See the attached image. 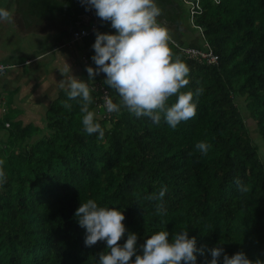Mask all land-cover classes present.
Returning <instances> with one entry per match:
<instances>
[{"label":"trees","instance_id":"trees-1","mask_svg":"<svg viewBox=\"0 0 264 264\" xmlns=\"http://www.w3.org/2000/svg\"><path fill=\"white\" fill-rule=\"evenodd\" d=\"M200 2L193 22L202 33L192 24L185 0H159V20L169 33L170 28L198 31L219 57L214 65L190 58L176 43L201 46L181 43L170 33L171 47L190 67L189 84L181 90L203 89L196 115L177 127L126 109L108 112L105 92L114 101L118 94L104 83L105 73L95 77L91 105L105 128L102 139L83 131L79 98H69L64 90L43 129L23 127L11 113L5 115L2 126L9 138L0 146L5 174L0 264H96L107 243L86 245V229L75 216L89 198L124 208V223L140 233L141 242L162 227L170 234L188 229L204 249L198 264H206L219 243L229 255L245 251L253 260L264 259V159L238 104V99L246 102L264 140V0ZM26 5L73 33L96 25L83 40L94 67L97 31H116L82 0H29ZM201 140L210 145L206 154L195 147ZM238 178L246 192L239 190ZM163 184L168 191L162 213L160 202L147 197ZM125 240L126 234L120 243Z\"/></svg>","mask_w":264,"mask_h":264},{"label":"clouds","instance_id":"clouds-1","mask_svg":"<svg viewBox=\"0 0 264 264\" xmlns=\"http://www.w3.org/2000/svg\"><path fill=\"white\" fill-rule=\"evenodd\" d=\"M82 2L94 8L102 19L111 21L112 28L116 29L115 32L97 31L92 45L95 50L92 60L96 66H86L87 80L71 72L59 82L69 98H79L83 131L98 133V139L105 136V128L91 107L93 82L100 73L106 74L104 83L118 94L115 101L111 95L105 96V106L110 113L126 109L137 117H151L155 124L163 118L172 128L195 116L198 96L203 89L181 90L189 84L190 67L171 47L169 28L159 20L163 11L159 0ZM10 17V10L0 7V20ZM174 95L177 99L169 103ZM195 147L206 154L210 145L201 140ZM4 178V170L0 168V182ZM237 185L242 192L248 190L239 178ZM167 191V184H163L147 197L160 202L157 208L162 213L166 211L162 201ZM111 205L89 198L81 202L75 213L78 223L86 229V245L92 246L100 240L107 243L96 264H198L197 254H203L204 249L197 247V238L190 237L188 229L170 234L167 227H162L144 236L141 242L140 233L129 230L124 223L125 209ZM125 234L126 240L120 243ZM221 244L211 249L212 258L206 264H221V260L223 264H264V259L253 260L245 251L229 255Z\"/></svg>","mask_w":264,"mask_h":264},{"label":"crops","instance_id":"crops-1","mask_svg":"<svg viewBox=\"0 0 264 264\" xmlns=\"http://www.w3.org/2000/svg\"><path fill=\"white\" fill-rule=\"evenodd\" d=\"M23 2L0 0V7L11 12L9 19L0 20V65L10 66L6 74L0 75V146L9 138L2 126L5 115L11 113L23 127L43 129L63 91L59 82L71 72L87 80L86 66L92 65L84 41L73 40L72 28L50 18L42 20L35 11H24L28 7ZM186 30L180 33L172 29L170 33L181 43L195 44L200 35L192 30L197 34L194 37L192 33V40L191 32L187 34ZM5 125L9 128L10 124Z\"/></svg>","mask_w":264,"mask_h":264},{"label":"built area","instance_id":"built-area-1","mask_svg":"<svg viewBox=\"0 0 264 264\" xmlns=\"http://www.w3.org/2000/svg\"><path fill=\"white\" fill-rule=\"evenodd\" d=\"M187 4L190 5V12H191V17H192V24L194 27H196L201 33L203 32L202 28L199 26H196L193 22L194 15L197 13L201 12V2L200 0H195L194 2L185 0ZM217 3L220 2V0H215ZM97 26L92 25L89 26L88 28H83L78 31H75L73 33V40L74 41H81L84 40L86 37H88L92 32L96 30ZM176 43V42H175ZM204 44V43H203ZM176 45L179 47V49L187 54L190 58H195L199 60L200 62L206 63L208 65H214L219 62V57L217 54L213 52L211 47L209 46L208 43H205L204 46L202 47H183L176 43ZM10 66L8 65H0V75H4L7 73L8 69ZM107 92H105L106 96Z\"/></svg>","mask_w":264,"mask_h":264},{"label":"rangeland","instance_id":"rangeland-1","mask_svg":"<svg viewBox=\"0 0 264 264\" xmlns=\"http://www.w3.org/2000/svg\"><path fill=\"white\" fill-rule=\"evenodd\" d=\"M26 2H27V0H24V4L26 5ZM27 6V5H26ZM28 11L29 12V9L27 8V9H24V11ZM26 11V12H27ZM171 30L173 29V31L175 32V31H178V30H176L175 28H170ZM187 31H189V32H187ZM187 34H189L190 32V36L192 37L191 39L193 40V35H192V33H194V32H192V30L191 29H187L186 31H185ZM198 34H199V32L198 31H196ZM196 35L197 34H195L194 33V37H196ZM200 35V34H199ZM197 38V40L195 41V44H192L193 46H196V45H201V44H203L204 43V41H203V38L200 36V38H198V37H196ZM191 42V41H190ZM204 45V44H203ZM96 84V83H95ZM238 104H239V106L241 107V109H242V111H243V113H244V115H245V117L247 118V123H248V126L250 127V131H251V134H252V137H253V139H254V141L256 142V144H258L259 145V147H260V152H261V155H262V157H263V159H264V140L262 139V138H260V135H259V131H258V126H257V124H256V122L253 120V118L249 115V112H248V108H247V105H246V102L243 100V99H238ZM46 122V121H45ZM3 131H4V129H3Z\"/></svg>","mask_w":264,"mask_h":264},{"label":"bare ground","instance_id":"bare-ground-1","mask_svg":"<svg viewBox=\"0 0 264 264\" xmlns=\"http://www.w3.org/2000/svg\"><path fill=\"white\" fill-rule=\"evenodd\" d=\"M83 29V28H82Z\"/></svg>","mask_w":264,"mask_h":264}]
</instances>
